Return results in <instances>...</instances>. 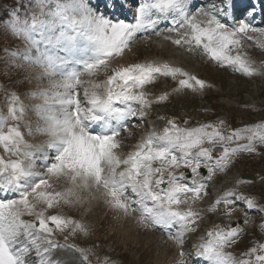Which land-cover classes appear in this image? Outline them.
Listing matches in <instances>:
<instances>
[{"label":"snow or ice","instance_id":"1","mask_svg":"<svg viewBox=\"0 0 264 264\" xmlns=\"http://www.w3.org/2000/svg\"><path fill=\"white\" fill-rule=\"evenodd\" d=\"M53 2L57 7L48 12L51 19L41 21L52 29L59 21V31L49 38V42L54 47L81 54L92 52L90 57L77 61L82 64V71L70 73L62 84L57 85L64 90V98L59 103L71 105L73 111L63 121H56L50 130L54 140L51 146L56 152L45 175L70 178L73 188L65 194L56 191L49 179H40L30 191L19 193V199L0 198V264H23L30 251L27 245L35 250L38 264H58L52 260L58 246L52 239L55 233L70 229L71 234L80 231L87 235V228L60 212L49 214V210L59 208L61 202L70 206L83 204L85 201L79 190L89 187L102 188L105 202L125 215L133 202L131 197H135L142 221L148 220L165 230L179 225V231L170 234L169 238L181 247L179 264H186L183 259L187 255L183 252L185 235L197 230L199 213L181 210L179 205L184 203L181 197L188 193L195 199L207 195L205 181L211 180L217 169L227 167L237 152L259 154L255 142L264 144V122L225 135L222 119L182 127L175 118H170L160 132L150 131L135 144L134 151L121 155L120 150L125 146L121 133L133 135L128 122L133 118L143 122L154 104L168 99L167 93L151 98L144 91L158 75L174 81L180 77L176 91H201L206 87L205 81L169 63L150 62L114 69L103 83L91 78L101 68L107 70L111 60L129 50L137 33L154 34L188 53L198 52L218 66L252 76L255 74L252 61L242 55L240 49L244 40L264 48V39H261L264 38V0ZM126 9L133 12L131 20L121 15ZM257 16L261 17L258 23ZM165 21L168 26L159 28ZM30 27L35 28V20ZM17 30L25 31V28L21 25ZM78 38L85 41L86 46L82 49L77 48ZM143 38L148 39V35ZM32 43L38 42L33 39ZM48 59L51 62L53 58ZM85 75L90 79H82ZM112 120L116 121V126ZM93 125H99L100 130H93ZM20 135L18 130L9 128L7 133L0 134V144L8 151L7 144ZM244 139L249 143L240 144L239 141ZM233 143L236 146L230 147ZM217 146L222 148L219 156L214 155ZM7 164L0 158V165L5 169ZM11 168L14 181L29 174L20 163H13ZM180 168L191 173L190 183L185 182L189 179L186 172L177 174ZM205 170L206 177L202 176ZM197 176L201 177L198 183ZM225 196H235V200L220 198L216 201L217 205L225 204L226 215L232 214L237 201L246 209H255L264 215V205L253 197L233 195L231 191ZM25 216L33 219L25 220ZM245 217L243 224L251 219L247 211ZM244 234L245 229L239 224H213L206 231L207 238L193 246L192 257L200 259L192 264H264V242L253 244L241 252L239 258L224 252L226 247L236 246ZM21 236L24 241L18 240ZM18 242L23 246L16 248ZM76 251L88 264L91 250L77 247ZM105 264H110L109 258H105Z\"/></svg>","mask_w":264,"mask_h":264},{"label":"rangeland","instance_id":"2","mask_svg":"<svg viewBox=\"0 0 264 264\" xmlns=\"http://www.w3.org/2000/svg\"><path fill=\"white\" fill-rule=\"evenodd\" d=\"M50 1L0 0L3 16L6 15L0 21V43L5 45L3 47L12 45L10 51L5 50L3 57H0L3 64L0 69V91L4 86L12 91L0 134L7 133L9 128L16 129L21 134L14 136L17 145L13 142L7 144L8 151L0 144V158L7 161L8 167L12 169L13 163H20L23 147L29 146L34 150L32 153L34 159L30 161L29 167L35 174L28 175L27 181L31 182L32 176L34 180L37 179L35 184L40 179H49L56 191L67 194L73 188L70 178L61 176L57 179L45 175L49 164L54 162L56 152V148L51 146L54 140L50 130L56 125V121H63L73 111L71 105L59 103L64 98V90L57 85L62 84L70 73L83 70L72 63L73 57L84 60L92 54L81 56L75 53L74 56L70 49L54 47L49 38L58 33L59 21L55 29L41 23L36 29L30 27L33 20L41 22L51 19L48 12L56 6H51ZM9 2L15 7V11L9 9L7 5ZM17 21L20 22L19 25ZM21 25L25 31L17 30ZM33 39L38 43L33 45ZM242 44L240 53L252 61V67L255 69L252 76H245L230 67L218 66L198 52L188 53L184 48L157 36L133 41L129 50L110 61L107 70L101 68L91 79L103 83L114 69L134 63H160L162 60H168L175 67H180L204 80L206 84L205 89L201 91L193 92L190 89L176 91L180 77L174 81L158 75L154 83L147 85L144 91L151 98L167 93L168 99L163 103L154 104L143 122L139 120L128 122L133 135L121 133L125 145L120 150L121 155L134 151L135 144L150 131L160 132L170 118L181 120L182 127H193L235 115L238 117V123L234 131L264 122V48L248 40H244ZM49 57L53 58L51 62ZM82 79L90 78L85 75ZM22 109L25 115L22 114ZM51 117L55 119H50ZM184 121L188 123L185 124ZM224 124L227 122L224 121ZM222 132L224 133V130ZM239 143L243 145L249 141L244 139ZM255 143L257 150L264 147L259 141ZM11 146L15 147V150ZM235 146L233 143L230 147ZM220 151L222 150L215 149L216 153ZM182 169H178L177 174L182 172ZM263 171L264 163L258 154L241 150L231 158L227 167L223 170L217 169L212 179L206 181L207 188L210 187V193L206 188L209 193L207 197L201 195L199 199H195L192 193L181 197L184 200V203L179 205L181 210L191 209L199 213L197 230L189 238L185 235L183 252L187 255L183 259L186 264H192L195 258L192 257L195 251L193 246L199 243L200 239L207 238L206 231L214 223L233 225L242 223L240 226L245 229L243 239L236 246L224 249L226 254L231 253L239 258L241 252L253 244L264 242V215L247 212L251 219L247 224H243L246 217L242 206H239L242 202L233 205L235 209L230 216L225 214L226 207L223 202L216 205L220 198L232 200L233 196H225L230 191L233 195L239 193L253 197L259 204L264 205ZM246 174L254 175L256 179L246 180L244 178ZM91 184L89 181V185ZM102 191V188L98 190L95 187L79 190L80 197L85 201L83 204L70 206L61 202L59 208L49 210V214L60 212L87 228V235L80 231L71 234V230L66 229L63 232H56L52 237L53 241L66 247L61 248L69 255L64 262L83 264L81 254L75 256L74 250L78 247L91 250L88 258L92 264H105V258H109L110 264H179L181 247L175 240L169 238L170 234L179 231V225H175L177 227L168 232L157 230L146 222L142 223L140 212L137 210L138 205L134 203L135 197H131L133 202L128 214L125 215L105 202V197L101 195ZM24 219L30 220L33 217L25 216ZM23 264L30 262L23 261Z\"/></svg>","mask_w":264,"mask_h":264},{"label":"bare ground","instance_id":"3","mask_svg":"<svg viewBox=\"0 0 264 264\" xmlns=\"http://www.w3.org/2000/svg\"><path fill=\"white\" fill-rule=\"evenodd\" d=\"M29 155H30V151H29V153L27 154V156L29 157Z\"/></svg>","mask_w":264,"mask_h":264}]
</instances>
